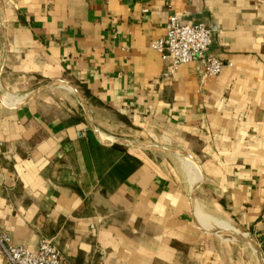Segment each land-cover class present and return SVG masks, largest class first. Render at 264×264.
<instances>
[{
  "label": "crops",
  "instance_id": "crops-1",
  "mask_svg": "<svg viewBox=\"0 0 264 264\" xmlns=\"http://www.w3.org/2000/svg\"><path fill=\"white\" fill-rule=\"evenodd\" d=\"M171 15L211 29L224 66L204 84L194 63L160 76L150 44ZM263 216L264 0H0L12 245L44 236L63 264H264Z\"/></svg>",
  "mask_w": 264,
  "mask_h": 264
},
{
  "label": "built area",
  "instance_id": "built-area-1",
  "mask_svg": "<svg viewBox=\"0 0 264 264\" xmlns=\"http://www.w3.org/2000/svg\"><path fill=\"white\" fill-rule=\"evenodd\" d=\"M210 44L211 29L207 25L180 23L171 15L166 20L164 35L154 39L150 47L166 62L160 74L162 79H170L180 66L194 63L200 83L204 84L224 66L221 60L208 54ZM259 231L264 244V216L259 222ZM0 252L4 256L3 264H63L60 250L44 236H39L35 250L29 251L24 246L12 245L9 236L0 232Z\"/></svg>",
  "mask_w": 264,
  "mask_h": 264
},
{
  "label": "water",
  "instance_id": "water-1",
  "mask_svg": "<svg viewBox=\"0 0 264 264\" xmlns=\"http://www.w3.org/2000/svg\"><path fill=\"white\" fill-rule=\"evenodd\" d=\"M128 142L131 143V144L137 145V146H141V147L157 150L159 152L161 151V152H165V153L172 154V155H175V156H180V157H185V158L192 159L187 154H185L183 152L176 151V150H170V149H167V148H164V147L154 146V145L141 143V142H136V141H128Z\"/></svg>",
  "mask_w": 264,
  "mask_h": 264
}]
</instances>
